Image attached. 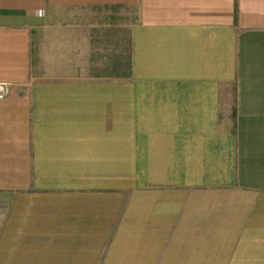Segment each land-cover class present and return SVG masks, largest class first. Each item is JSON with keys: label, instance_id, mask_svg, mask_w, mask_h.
I'll list each match as a JSON object with an SVG mask.
<instances>
[{"label": "crops", "instance_id": "1", "mask_svg": "<svg viewBox=\"0 0 264 264\" xmlns=\"http://www.w3.org/2000/svg\"><path fill=\"white\" fill-rule=\"evenodd\" d=\"M101 10L129 15L125 75ZM234 17L0 0V264H264V0Z\"/></svg>", "mask_w": 264, "mask_h": 264}, {"label": "rangeland", "instance_id": "2", "mask_svg": "<svg viewBox=\"0 0 264 264\" xmlns=\"http://www.w3.org/2000/svg\"><path fill=\"white\" fill-rule=\"evenodd\" d=\"M91 23L96 29V35L100 38L101 43L108 48L116 49V56L120 55L121 67L119 68H105L106 72H120L125 75L128 73V41L126 30L129 27L130 18L127 12L122 10L117 11H105L101 10L98 15L95 16ZM100 29H107L103 35Z\"/></svg>", "mask_w": 264, "mask_h": 264}, {"label": "built area", "instance_id": "3", "mask_svg": "<svg viewBox=\"0 0 264 264\" xmlns=\"http://www.w3.org/2000/svg\"><path fill=\"white\" fill-rule=\"evenodd\" d=\"M6 91L5 86L0 85V94H3Z\"/></svg>", "mask_w": 264, "mask_h": 264}, {"label": "trees", "instance_id": "4", "mask_svg": "<svg viewBox=\"0 0 264 264\" xmlns=\"http://www.w3.org/2000/svg\"><path fill=\"white\" fill-rule=\"evenodd\" d=\"M236 12H237V0H235V17H234L235 23H236Z\"/></svg>", "mask_w": 264, "mask_h": 264}]
</instances>
